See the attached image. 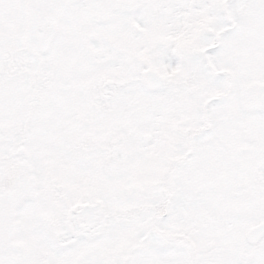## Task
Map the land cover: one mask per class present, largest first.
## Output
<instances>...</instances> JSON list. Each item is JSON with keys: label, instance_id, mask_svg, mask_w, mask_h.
I'll list each match as a JSON object with an SVG mask.
<instances>
[{"label": "snow or ice", "instance_id": "snow-or-ice-1", "mask_svg": "<svg viewBox=\"0 0 264 264\" xmlns=\"http://www.w3.org/2000/svg\"><path fill=\"white\" fill-rule=\"evenodd\" d=\"M0 264H264V0H0Z\"/></svg>", "mask_w": 264, "mask_h": 264}]
</instances>
